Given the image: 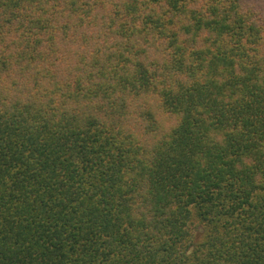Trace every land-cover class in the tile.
I'll return each mask as SVG.
<instances>
[{"label":"trees","instance_id":"16d2710c","mask_svg":"<svg viewBox=\"0 0 264 264\" xmlns=\"http://www.w3.org/2000/svg\"><path fill=\"white\" fill-rule=\"evenodd\" d=\"M0 264H264V0H0Z\"/></svg>","mask_w":264,"mask_h":264}]
</instances>
